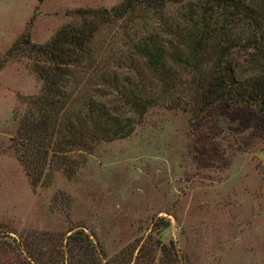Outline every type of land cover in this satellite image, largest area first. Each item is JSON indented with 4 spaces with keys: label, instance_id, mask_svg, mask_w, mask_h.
I'll use <instances>...</instances> for the list:
<instances>
[{
    "label": "rangeland",
    "instance_id": "rangeland-1",
    "mask_svg": "<svg viewBox=\"0 0 264 264\" xmlns=\"http://www.w3.org/2000/svg\"><path fill=\"white\" fill-rule=\"evenodd\" d=\"M122 1L0 0V264H26L17 247L26 235L61 238L73 227L93 234L108 259L151 236L172 242L183 264H264L257 107L223 103L191 115L165 101L92 155L52 148L50 165L31 158L25 172L19 164L28 151L19 139L26 104L41 87L26 33L42 45L75 10ZM35 175L42 179L34 187Z\"/></svg>",
    "mask_w": 264,
    "mask_h": 264
},
{
    "label": "trees",
    "instance_id": "trees-1",
    "mask_svg": "<svg viewBox=\"0 0 264 264\" xmlns=\"http://www.w3.org/2000/svg\"><path fill=\"white\" fill-rule=\"evenodd\" d=\"M26 48L41 87L21 125L28 151L17 160L25 172L34 162L50 165L52 148L92 155L165 101L191 115L223 103L264 115V0H123L77 9L45 44L32 45L26 33ZM32 179L35 187L42 177ZM40 239L26 235L17 244L26 264H183L172 242L151 236L109 259L79 227Z\"/></svg>",
    "mask_w": 264,
    "mask_h": 264
}]
</instances>
